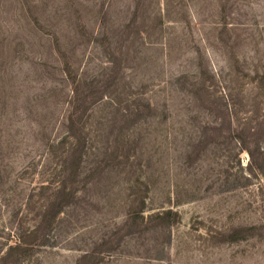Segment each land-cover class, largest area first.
I'll return each mask as SVG.
<instances>
[{
	"label": "rangeland",
	"instance_id": "obj_1",
	"mask_svg": "<svg viewBox=\"0 0 264 264\" xmlns=\"http://www.w3.org/2000/svg\"><path fill=\"white\" fill-rule=\"evenodd\" d=\"M0 264H264V0H0Z\"/></svg>",
	"mask_w": 264,
	"mask_h": 264
},
{
	"label": "trees",
	"instance_id": "obj_2",
	"mask_svg": "<svg viewBox=\"0 0 264 264\" xmlns=\"http://www.w3.org/2000/svg\"><path fill=\"white\" fill-rule=\"evenodd\" d=\"M237 131H238V133H240V134H238V136L243 137L244 142H246L247 138L244 137L243 135L247 134L248 132H251L252 129L249 130V128L243 127L239 130L237 129ZM77 133L78 132L72 128V134H70V135L73 136L77 140V142H75L72 145V147L68 151V155L66 156V162L68 164H71V165L74 164L76 167L79 165L80 159H81L80 145L78 143L80 140V137H79V135H77ZM246 150H247L248 154L250 155V157H254L255 151L253 149H251V147H246ZM66 191H67V187L64 186L63 188L61 187L57 193H64L65 194ZM67 194H69V198H70V196H72V192H69ZM18 248L19 247H17V246L12 247V249L10 250V253H11V251H15Z\"/></svg>",
	"mask_w": 264,
	"mask_h": 264
}]
</instances>
